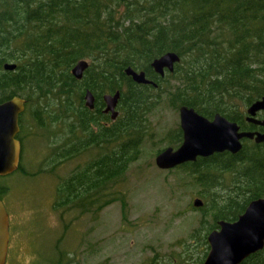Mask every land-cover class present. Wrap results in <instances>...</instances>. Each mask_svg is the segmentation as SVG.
<instances>
[{"label": "trees", "instance_id": "16d2710c", "mask_svg": "<svg viewBox=\"0 0 264 264\" xmlns=\"http://www.w3.org/2000/svg\"><path fill=\"white\" fill-rule=\"evenodd\" d=\"M167 50L180 60L160 76L150 62ZM80 58L89 59L81 80L70 71ZM7 61L16 67L4 68ZM127 65L157 85L134 81ZM85 87L96 96L94 108L82 102ZM116 89L119 113L104 118L101 94ZM14 94L25 99L21 119L30 112L52 137L49 169L88 152L58 179L53 208L82 215L116 199L124 205L119 186L156 131L151 116L159 104H186L207 116L218 111L242 129H263L245 114L264 94V0H0V101ZM160 139L178 145L179 123ZM177 167L199 186L200 217L190 236L201 242L219 219H235L264 195V141L244 137L236 152L216 151ZM9 231L11 237V214ZM69 255L56 244L51 261L74 264Z\"/></svg>", "mask_w": 264, "mask_h": 264}, {"label": "rangeland", "instance_id": "374dc122", "mask_svg": "<svg viewBox=\"0 0 264 264\" xmlns=\"http://www.w3.org/2000/svg\"><path fill=\"white\" fill-rule=\"evenodd\" d=\"M21 113V168L0 175L12 223L5 264H55L51 259L56 244L70 252L67 258L71 256L74 264H172L180 251L200 241L190 236L200 217L193 205L195 197L202 198L199 186L185 169L160 168L154 160L157 150L167 145L160 139L163 132L179 123L178 109L161 103L154 110L151 123L156 131L143 142L140 156L130 163L119 186L124 205L116 199L96 213L82 215L74 210L61 215L52 203L58 179L88 152L55 164L52 171L49 131L30 112L22 119ZM258 115H264V109Z\"/></svg>", "mask_w": 264, "mask_h": 264}, {"label": "water", "instance_id": "95a60500", "mask_svg": "<svg viewBox=\"0 0 264 264\" xmlns=\"http://www.w3.org/2000/svg\"><path fill=\"white\" fill-rule=\"evenodd\" d=\"M180 55L174 50H167L154 57L150 65L156 73L164 76L172 71ZM89 62L80 58L72 64L70 71L76 78H81ZM6 69H14L15 62L3 64ZM124 72L138 83L157 82L148 78L143 69H135L131 65ZM120 90L105 92L103 100L104 112L112 119L119 113L117 103ZM85 105L94 107V94L87 89L84 94ZM25 108L24 97L14 94L0 101V175L15 170L20 162L21 142L17 137L19 131V115ZM264 109V94L253 100L246 107L245 119L264 128V117L257 112ZM179 125L182 130L181 143L173 147L167 145L159 150L154 157L155 164L160 168H171L185 161H193L197 156H207L216 151L228 150L236 152L242 147V138L248 137L255 142L264 141V129H242L237 121L220 112L212 118L197 111L193 106L181 104L178 107ZM202 198L195 197L193 205L200 206ZM210 250L203 264H236L246 254L259 249L264 244V195L249 200L244 210L233 220L219 219L218 226L206 235ZM9 243V214L0 198V264L6 263Z\"/></svg>", "mask_w": 264, "mask_h": 264}, {"label": "flooded vegetation", "instance_id": "af4514ba", "mask_svg": "<svg viewBox=\"0 0 264 264\" xmlns=\"http://www.w3.org/2000/svg\"><path fill=\"white\" fill-rule=\"evenodd\" d=\"M84 73V72H83ZM83 76V75H82ZM82 78V77H81ZM81 78H77V79H79V80H81ZM79 83H80V81H79ZM87 89H89V88H87V87H85L84 88V90H83V92H82V94H81V99H82V102L85 104V99H84V94H85V91L87 90ZM91 90V89H90ZM92 91V90H91ZM92 93H93V91H92ZM105 92H103L102 94H101V100H102V104H101V106H100V112H102V114H104L103 116H104V118H106V116H108V118L110 117L111 118V116H110V114L108 113V112H104L103 111V108L105 107V103H104V100H103V94H104ZM94 94V93H93ZM95 102H96V96H95V94H94V107H95ZM93 107V108H94ZM247 107V106H246ZM216 112H218V111H215V112H213V114L211 115V116H207V115H205V116H207V117H209V118H212L213 117V115H214V113H216ZM258 113H259V111L257 112V115H258ZM259 116V115H258ZM245 117H246V114H245ZM259 117H264V116H259ZM112 119V118H111ZM100 123L101 124H105L106 126L110 123V120L108 119H103V120H101L100 121ZM180 126V125H179ZM264 129V128H263ZM19 130H20V122H19ZM260 130H262V129H260ZM182 131V130H181ZM19 132V131H18ZM17 137H18V133H17ZM19 138V137H18ZM19 140H20V138H19ZM182 141V140H181ZM181 141L179 142V144L181 143ZM20 142H21V140H20ZM178 144V145H179ZM169 145V144H168ZM178 145H176V146H178ZM167 146V145H166ZM173 146V145H172ZM176 146H173V147H176ZM165 147V146H164ZM163 147V148H164ZM162 149V148H161ZM161 149H159V150H161ZM158 150V151H159ZM21 151H22V142H21ZM157 151V152H158ZM156 152V153H157ZM198 157V156H197ZM20 159H21V153H20ZM185 162H187V161H185ZM20 163V162H19ZM184 163V162H183ZM180 164H182V163H180ZM179 165V164H178ZM177 166V165H176ZM11 173V172H10ZM9 174V173H8ZM2 200H3V202H4V204H5V206H6V209L9 211V209H8V206H7V203H6V201H5V198L4 197H0ZM9 214V221H10V213H8ZM9 240H10V231H9ZM191 244V246H188L187 248L188 249H190V250H185V251H183V252H185V253H182L181 251L179 252V253H182V254H184L183 255V258H174L173 259V262H172V264H176V261L178 262H184V261H187V262H189V263H191V264H203V262H204V260H205V258L207 257V255H208V253H209V250H210V243L206 240V241H204V242H201V241H194V242H192V243H190ZM193 246H197V248L198 247H200V250H197V252H193L191 249H192V247ZM8 254H9V243H8V250H7V257H6V260H7V258H8ZM261 262L262 263H264V244H263V246L261 247V248H259V249H256V250H254V251H251V252H249L248 254H246L239 262H237L236 264H261Z\"/></svg>", "mask_w": 264, "mask_h": 264}]
</instances>
